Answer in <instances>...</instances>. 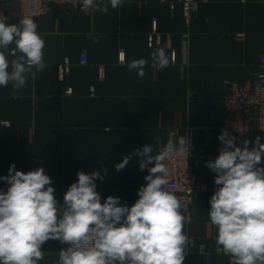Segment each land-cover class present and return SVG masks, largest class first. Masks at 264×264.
<instances>
[{"label":"crops","instance_id":"obj_1","mask_svg":"<svg viewBox=\"0 0 264 264\" xmlns=\"http://www.w3.org/2000/svg\"><path fill=\"white\" fill-rule=\"evenodd\" d=\"M171 1L123 0L115 9L109 0L97 3L108 6L107 14L54 5L38 18L46 67L33 69L36 74L15 96L11 85L0 87V177L8 175L12 164L23 172L43 166L55 198L63 204L64 193L77 182L79 171H98L103 177L95 181L101 202L114 196L131 207L148 175L147 169L140 170L135 150L151 144L156 155L159 142H176L179 135L188 134L203 155L197 174L215 185L216 173L206 163L223 147L218 136L226 130L225 81L248 80L260 69L264 0H208L200 4L188 26L182 6L172 9ZM154 19L163 42L150 47ZM96 36L99 42L94 44ZM158 48L169 58L163 70L154 67L151 59ZM85 49L89 62L81 64ZM66 57L70 71L61 81L58 66ZM8 58L14 59L10 53ZM134 59L147 61L143 78L127 67ZM102 65L104 81L99 78ZM227 132L240 147L247 139L251 148L256 140L247 133ZM126 155H131L128 165L117 171L115 165ZM8 186L0 180V190ZM213 194L203 192L188 212L181 209L186 217L183 232L196 240L185 253L184 264H231V257L216 244L217 229L208 217ZM201 244L204 253L199 252ZM67 247L59 240L45 242L43 259L37 264H59V251Z\"/></svg>","mask_w":264,"mask_h":264},{"label":"clouds","instance_id":"obj_2","mask_svg":"<svg viewBox=\"0 0 264 264\" xmlns=\"http://www.w3.org/2000/svg\"><path fill=\"white\" fill-rule=\"evenodd\" d=\"M109 2L115 9L123 0ZM81 7L108 12V6L100 7L96 0H81ZM37 29L31 17L18 23L0 17V87L11 85L14 96L36 74L33 69L46 67L45 40ZM92 42L98 43L99 37ZM9 53L14 59L9 60ZM151 59L160 70L169 65L163 48L153 51ZM146 65V60L134 59L127 67L143 78ZM218 140L223 145L219 155L206 163L216 173L218 186L208 211L217 229L216 244L231 257V264H264V144L257 137L251 148L247 139L237 146L227 130ZM153 151L146 144L134 152L140 170L147 169L148 175L131 207L114 196L101 202L95 181L103 177L98 171H79L60 204L43 166L23 172L12 164L8 175L0 177L9 185L0 190V264H37L49 240L68 245L59 251V264H184L186 217L181 200L167 188L164 161L174 155L188 157L191 148L184 139L179 145L169 139L158 154ZM130 159L124 156L115 169H124Z\"/></svg>","mask_w":264,"mask_h":264},{"label":"built area","instance_id":"obj_3","mask_svg":"<svg viewBox=\"0 0 264 264\" xmlns=\"http://www.w3.org/2000/svg\"><path fill=\"white\" fill-rule=\"evenodd\" d=\"M105 0H96L97 3ZM165 2L167 0H161ZM208 0H173L171 8L175 9L177 5H181L183 16L186 25H190L193 15L198 10L203 2ZM59 5L68 11H83L81 0H0V17H6L7 22L15 21L16 23L23 17H31L38 25V18L46 14L49 9ZM185 38L188 33L184 34ZM163 42V36L159 31L158 20L154 19L152 31L148 35V44L150 47L160 45ZM176 50H172V58L176 59ZM123 57V58H122ZM125 51H120L119 60L125 61ZM260 69L253 74L248 80L227 79L225 81V95L223 103L225 105L226 114L224 120V128L235 133H247L255 139L259 137L260 141L264 139V54L260 56ZM89 62L88 50L85 49L80 55V63L86 64ZM99 78L105 80V66H100ZM70 71V61L66 57L58 66V77L64 81ZM68 94L72 92L71 88L66 91ZM3 125L8 126V122ZM184 139L188 141V147L191 151L186 156L174 155L164 161L168 169L169 184L168 190L174 193L182 202V209L186 212L198 199L199 195L207 191H215L217 185H208L202 181L197 174V168L203 161V155L198 148L190 141L188 134L179 135L176 143ZM166 144L159 142L157 145V154L163 149ZM187 242L185 253H188L196 244L193 237L186 236ZM199 252H205V246H199Z\"/></svg>","mask_w":264,"mask_h":264},{"label":"water","instance_id":"obj_4","mask_svg":"<svg viewBox=\"0 0 264 264\" xmlns=\"http://www.w3.org/2000/svg\"><path fill=\"white\" fill-rule=\"evenodd\" d=\"M193 96L197 97L198 95L196 94V95H193Z\"/></svg>","mask_w":264,"mask_h":264}]
</instances>
